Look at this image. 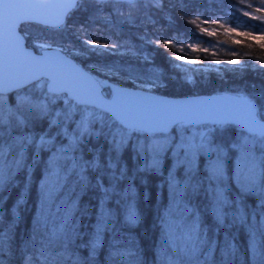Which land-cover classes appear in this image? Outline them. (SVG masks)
<instances>
[{
  "label": "snow or ice",
  "instance_id": "snow-or-ice-1",
  "mask_svg": "<svg viewBox=\"0 0 264 264\" xmlns=\"http://www.w3.org/2000/svg\"><path fill=\"white\" fill-rule=\"evenodd\" d=\"M121 3L131 7L137 0H0V188L11 186L15 173L25 167V148L31 146L37 152L50 153L48 170L56 178V188L62 189L73 177L74 194L76 189L92 188L88 176L92 173L95 190L102 193L92 234L83 244L86 255L75 251L81 247L75 243L80 232L75 220L69 218L72 213L65 208V215L58 222L49 223L47 218L37 221L39 239H32V250L26 253L22 264H98L105 234L119 219L107 206L108 202L113 195L125 201L134 198L131 184L126 190L118 191L121 181L128 179L129 169L122 154L129 151L137 161L144 160L142 167L134 165L138 172H159L162 164L171 160L166 179L169 202L161 216V247L165 253L161 264H214L212 257L220 243L218 234L230 227L245 230L246 256L240 255L235 239L228 234L223 240L222 264H232L237 257L241 264H264V104H258L248 95H238L226 110H205L204 102L172 103L122 89H112L108 94L110 99H106L101 90L110 85L63 58L60 55L63 49L49 53L55 39L46 45L33 44L34 48L44 49L41 55H33L26 47L29 37L23 34V26L36 24L45 30L55 29L61 37L65 33L77 40L83 37L82 43L92 50L108 48V43L93 40L83 25L72 26L67 18L73 10L91 8L99 13L105 5L116 7ZM239 3L248 9L242 11L244 17L264 25V0L258 3L239 0ZM149 4L162 8L164 0H149ZM116 11L120 12L119 7ZM198 20L199 15L187 22L208 36L217 35L215 29L200 27ZM200 23L218 25L229 37L235 34L259 40L264 48V27L246 23L225 27L222 17L207 18ZM237 27L249 30L237 32ZM152 43L161 46L158 41ZM232 43L241 41L234 39ZM164 46L180 53L185 51L168 39H164ZM111 47L117 45L113 43ZM187 47L192 52H209L196 44ZM221 62L216 60L218 64ZM223 62L239 63L231 59ZM186 63L196 61L188 59ZM126 97H131V101L125 103ZM58 102L64 105L60 111L55 110ZM209 122L219 128L235 126L239 130L238 138L225 146L215 144L199 127ZM36 123L44 125L39 134L20 132ZM94 138L97 143L88 148ZM100 141L107 145L106 150ZM230 153L234 161L230 179L235 196L225 184V161ZM201 157L208 158L203 177L198 165ZM202 194L207 201L203 209L193 205ZM19 200H23V193ZM249 200L253 202L251 208ZM75 206L73 200L71 207ZM202 215L211 218L217 232L215 240L209 235L211 230L205 229ZM123 220L128 226L140 221L134 205L126 204ZM3 243L0 237V252ZM125 255L132 253L113 246L105 264H123Z\"/></svg>",
  "mask_w": 264,
  "mask_h": 264
},
{
  "label": "trees",
  "instance_id": "trees-1",
  "mask_svg": "<svg viewBox=\"0 0 264 264\" xmlns=\"http://www.w3.org/2000/svg\"><path fill=\"white\" fill-rule=\"evenodd\" d=\"M255 2L258 3V0ZM116 7H119V13ZM116 7L105 5L99 13L91 8L73 10L67 19L72 26L83 25L87 36L93 40L109 45L115 43L117 45L115 48L124 52L123 54H116L114 51L105 54L88 50L82 43L83 37L77 40L70 33H65L61 37L55 29L45 30L42 25H24L23 34L29 37L27 45L35 50L40 48H34L33 41L42 44L51 43L52 39H55L56 42L52 45L80 53L72 57L95 76L109 77L98 73L95 68L113 70L118 78L108 79L123 86L131 85L128 80H135L157 86L158 90L155 89L157 93L170 97L231 93L248 95L258 104H264V66H261L264 64V48L260 47L262 42L235 34L229 37L224 35L223 29L218 25L200 23L207 18L222 17L226 22L225 27H234L238 23L264 27L259 21L242 15V11L248 9H244V5L240 4L239 0H164L162 8L150 5L149 0H137L134 6L121 3ZM197 15L200 16L197 24L209 30L215 29L216 36H208L201 32L199 27L187 22ZM246 30L249 29L236 28L237 32ZM254 34L260 33L254 32ZM164 39L175 43L177 48L188 49L187 45L196 44L199 48H208L209 51L214 49L217 55L223 58L222 63L230 59L238 60L239 63H224L218 72L210 71L202 74L203 71H200L196 79L189 81L175 66L174 57L179 54L178 51L165 47ZM234 39L240 40L241 43L233 44ZM152 41H158L161 46L157 47ZM231 52H236L237 55H230ZM198 53L201 56L196 60L201 66L212 63L209 60V56L213 58L210 52ZM63 108V103L58 102L55 110L60 111ZM42 128H44L42 123L29 124L20 132L25 135H37ZM208 129L210 140L221 146L234 142L239 135V130L231 125ZM57 142L59 143V139ZM96 143L94 138L87 147L91 148ZM100 144L103 145V141H100ZM103 147L107 149V145ZM122 155L129 171L128 179L121 181L118 191L126 190L131 184L134 188V198L125 201L119 195H113L108 202L107 206L114 214L119 215V219L114 221L111 230L105 234L103 249L97 257L98 264H105L113 246L132 253L123 257V264H161L165 254L161 247L163 242L161 216L169 202L166 179L171 160L164 162L159 172H138L134 165L142 167L144 160L137 161L130 151ZM49 156L47 150L37 152L31 146H27L24 152L25 167L15 173L10 187L0 188V237L4 242L0 261H3V264H22L26 253L32 250V239H39L36 231L37 221L43 222L47 218L49 223L53 220L58 222L65 215V208L72 213L69 218L75 220V226L80 232V239L75 243L80 244L81 247L76 248L75 251L78 255L87 254L83 244L92 234L97 204L102 193L95 190L92 173L88 174L92 188L76 189L74 194L75 177L71 178L62 189L56 188V178L51 176L48 170ZM207 163V157H201L198 161L201 177L204 176ZM233 163V154L230 153L225 161V184L228 192L235 196L236 192L230 179ZM105 185L107 186V181ZM49 192L52 193L51 197L48 196ZM21 193L23 200H19ZM73 200L76 202L75 208L71 207ZM129 203L136 207L140 215V221L134 226H128L123 220L126 204ZM206 204L203 194L199 200L193 201V205L201 209ZM248 205L251 208L253 202L249 200ZM201 220L205 229L211 230L209 235L215 240L217 232L211 218L202 215ZM40 230L43 231L42 225ZM228 234L235 239L240 255L246 256L248 237L245 230L230 227L221 230L218 234L220 243L212 257L214 264H222L223 240ZM232 264H241L240 258L233 259Z\"/></svg>",
  "mask_w": 264,
  "mask_h": 264
},
{
  "label": "water",
  "instance_id": "water-1",
  "mask_svg": "<svg viewBox=\"0 0 264 264\" xmlns=\"http://www.w3.org/2000/svg\"><path fill=\"white\" fill-rule=\"evenodd\" d=\"M26 47H28L29 51H31L33 53V55H41V54H43V51H44V49H41V50L33 49L32 47L27 45V42H26ZM59 50L60 49H57V48L48 49L50 54H53ZM60 55L63 58L67 59L71 64L75 65L77 68H80L81 70L85 71L92 78L99 79L101 81L106 82L108 85H110L111 87H106V88H103L101 90L104 93L106 99H110V96L105 94V90H108V92L110 93L112 89H122L125 92L133 93L137 96L148 95V96L155 97L156 99L167 100V101L172 102V103L204 102L205 110H226L230 101L233 98L238 96L236 94H230V93L211 94V95H194V96H186V97H169L166 95H160V94H157L154 92H149V91H145V90H141V89H135V88L127 87V86H121V85H118L116 83H113L112 81H110L108 79L97 78L91 72H89L84 67H82L74 58L67 55L63 51L60 52ZM131 99H132L131 97H126L124 102L128 103L131 101ZM206 125L216 126L210 122ZM200 126H202V125H200Z\"/></svg>",
  "mask_w": 264,
  "mask_h": 264
},
{
  "label": "rangeland",
  "instance_id": "rangeland-1",
  "mask_svg": "<svg viewBox=\"0 0 264 264\" xmlns=\"http://www.w3.org/2000/svg\"><path fill=\"white\" fill-rule=\"evenodd\" d=\"M39 44V45H46L47 43H38L36 41H33V44ZM84 45V44H83ZM84 47L88 50H91L89 47L85 46ZM198 47V46H197ZM52 48H58V49H63V51L65 53H67L68 55L70 56H73V55H79L80 53L76 52V51H73V50H70V49H65V48H62L60 46H57V45H52ZM199 48V47H198ZM96 52H99V53H105V54H108V53H113V51L116 53V54H123L124 52H122L121 50L117 49V48H113L111 47V45H109L108 48H97L96 50H94ZM215 52L217 55V52L214 50V49H210V55L212 52ZM179 54L177 55H181L183 58L181 60H176L175 59V66L184 74L185 76V79L187 80H194L196 79V77H198L200 75V71H203L202 74H207L206 72H210V71H220V67L221 65H223L224 63H216V60L219 59L220 61H222V57L217 55V56H213V58L209 55H207V58L209 56V60L212 61V63H209V64H206L204 66H201L198 62V60H196L198 57H200L201 55L198 53V52H192V50L190 48L188 49H185L184 53H180L178 52ZM191 55V56H188V55ZM188 59H192V60H195L196 63L194 64H189V63H186V61ZM214 60V61H213ZM178 65V66H177ZM95 71H97L98 73H101V74H104V75H108L110 77H114V78H118L116 77L117 74H114L113 73V70H108L107 69H96L95 68ZM219 74V73H218ZM123 81H126V80H123ZM128 82L132 85V87L134 88H138V89H142V90H146V91H154L156 87L154 86H150V85H146L144 83H141V82H136L135 80L133 81H129ZM154 87V88H153ZM208 134L209 136V139H210V135H209V129L207 127H202ZM211 133H212V130H211ZM213 134V133H212Z\"/></svg>",
  "mask_w": 264,
  "mask_h": 264
},
{
  "label": "flooded vegetation",
  "instance_id": "flooded-vegetation-1",
  "mask_svg": "<svg viewBox=\"0 0 264 264\" xmlns=\"http://www.w3.org/2000/svg\"><path fill=\"white\" fill-rule=\"evenodd\" d=\"M189 81H191V80L189 79ZM146 85H149V84H146ZM150 86H153V85H150ZM154 87H156V88H154ZM154 87H153L154 89L158 90L157 86H154ZM162 91H165V90H162Z\"/></svg>",
  "mask_w": 264,
  "mask_h": 264
}]
</instances>
